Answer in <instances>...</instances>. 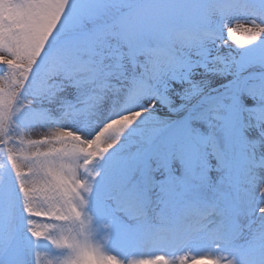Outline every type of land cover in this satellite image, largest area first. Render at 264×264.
Instances as JSON below:
<instances>
[{
    "label": "snow or ice",
    "instance_id": "1",
    "mask_svg": "<svg viewBox=\"0 0 264 264\" xmlns=\"http://www.w3.org/2000/svg\"><path fill=\"white\" fill-rule=\"evenodd\" d=\"M0 264H264V0H0Z\"/></svg>",
    "mask_w": 264,
    "mask_h": 264
}]
</instances>
